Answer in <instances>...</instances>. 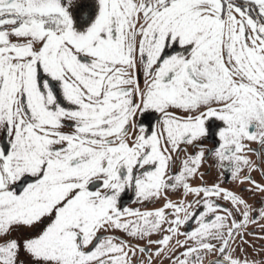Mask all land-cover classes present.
I'll return each instance as SVG.
<instances>
[{
  "label": "snow or ice",
  "instance_id": "snow-or-ice-1",
  "mask_svg": "<svg viewBox=\"0 0 264 264\" xmlns=\"http://www.w3.org/2000/svg\"><path fill=\"white\" fill-rule=\"evenodd\" d=\"M261 165L264 0H0V264H264Z\"/></svg>",
  "mask_w": 264,
  "mask_h": 264
},
{
  "label": "flooded vegetation",
  "instance_id": "flooded-vegetation-1",
  "mask_svg": "<svg viewBox=\"0 0 264 264\" xmlns=\"http://www.w3.org/2000/svg\"><path fill=\"white\" fill-rule=\"evenodd\" d=\"M142 82V80H141ZM207 143V142H206ZM210 146V145H209ZM251 159L255 160V157H251ZM261 168L264 169V165H261ZM201 173H205L203 176V182L207 184H212V183H221V186L225 189H231L233 191L239 192V189L241 187L247 188L249 187L247 184L244 185H237L234 184L230 179L225 181L224 175L219 171V169L214 165L213 159L209 157L207 163L203 165L200 169ZM253 179L260 181L261 174L260 172H253L252 173ZM200 178L197 176L193 180L194 185L200 184ZM244 197L248 200L249 204H253L256 206H259L261 201H262V196L260 194L253 195L251 193L245 192L243 193ZM168 198L171 200H179L182 199V196L180 193L172 194L171 191L168 193ZM192 196H188L187 200H192ZM121 205L127 206L130 209H138L141 211H146V210H154L157 208H160L163 206L165 203V200L163 198L159 200H155L152 202L145 201L143 203L137 202L135 195L132 191L126 192L122 200L120 201ZM221 203H223L221 201ZM227 206V205H225ZM261 224H264V221L258 222L257 224L250 225L248 229L246 230L244 234V243H241L239 240L236 241V243L233 245L234 248L237 249L236 255L237 256H244L247 255V257L250 260H256V261H264V251L261 250V246H264V239H259L262 234H264V229H262ZM195 225H189V227H194ZM248 232H255V235H248ZM109 235H116L118 237H121L122 234L119 231H116L114 233H109ZM127 239L126 237H124ZM156 236H152L151 239H156ZM181 241H183L184 237L180 236L178 237ZM133 245L140 244V246H145L147 245V241H137V240H131L130 241ZM240 249H243L241 251ZM152 251V248L149 247V252ZM212 257H209L207 259H211ZM137 259L139 260H146V256H142L141 254L137 253ZM207 259L205 260V264H207ZM153 264H169L168 260H163L161 261L160 259H156L153 261Z\"/></svg>",
  "mask_w": 264,
  "mask_h": 264
}]
</instances>
